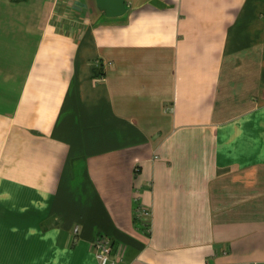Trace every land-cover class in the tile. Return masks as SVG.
<instances>
[{
	"label": "crops",
	"instance_id": "obj_1",
	"mask_svg": "<svg viewBox=\"0 0 264 264\" xmlns=\"http://www.w3.org/2000/svg\"><path fill=\"white\" fill-rule=\"evenodd\" d=\"M125 2L0 0V264H264V0Z\"/></svg>",
	"mask_w": 264,
	"mask_h": 264
},
{
	"label": "built area",
	"instance_id": "obj_2",
	"mask_svg": "<svg viewBox=\"0 0 264 264\" xmlns=\"http://www.w3.org/2000/svg\"><path fill=\"white\" fill-rule=\"evenodd\" d=\"M134 218L137 219L145 229H150V208L141 203H137L133 210ZM94 256L97 264H117L115 259L110 258L111 254V240L107 235L99 233L95 236L94 241Z\"/></svg>",
	"mask_w": 264,
	"mask_h": 264
},
{
	"label": "water",
	"instance_id": "obj_3",
	"mask_svg": "<svg viewBox=\"0 0 264 264\" xmlns=\"http://www.w3.org/2000/svg\"><path fill=\"white\" fill-rule=\"evenodd\" d=\"M99 12L106 16L123 14L126 8L125 0H94Z\"/></svg>",
	"mask_w": 264,
	"mask_h": 264
},
{
	"label": "trees",
	"instance_id": "obj_4",
	"mask_svg": "<svg viewBox=\"0 0 264 264\" xmlns=\"http://www.w3.org/2000/svg\"><path fill=\"white\" fill-rule=\"evenodd\" d=\"M15 1H18V0H15Z\"/></svg>",
	"mask_w": 264,
	"mask_h": 264
}]
</instances>
